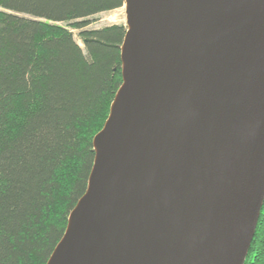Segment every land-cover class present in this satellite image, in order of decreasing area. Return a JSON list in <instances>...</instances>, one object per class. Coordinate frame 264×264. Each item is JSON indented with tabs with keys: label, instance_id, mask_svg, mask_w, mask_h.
Instances as JSON below:
<instances>
[{
	"label": "water",
	"instance_id": "water-1",
	"mask_svg": "<svg viewBox=\"0 0 264 264\" xmlns=\"http://www.w3.org/2000/svg\"><path fill=\"white\" fill-rule=\"evenodd\" d=\"M123 79L49 264H246L264 207V0H125Z\"/></svg>",
	"mask_w": 264,
	"mask_h": 264
},
{
	"label": "trees",
	"instance_id": "trees-1",
	"mask_svg": "<svg viewBox=\"0 0 264 264\" xmlns=\"http://www.w3.org/2000/svg\"><path fill=\"white\" fill-rule=\"evenodd\" d=\"M125 0H0V264H49L123 86ZM74 31H78V43ZM246 264H264V207Z\"/></svg>",
	"mask_w": 264,
	"mask_h": 264
},
{
	"label": "rangeland",
	"instance_id": "rangeland-1",
	"mask_svg": "<svg viewBox=\"0 0 264 264\" xmlns=\"http://www.w3.org/2000/svg\"><path fill=\"white\" fill-rule=\"evenodd\" d=\"M126 5L122 9L115 10L108 13H103L97 17H95L92 25L89 26V29H102L107 26L112 25H127V13H126ZM128 28V27H127ZM78 40V43L83 47L81 41L78 38V31L73 32ZM110 119V118H109ZM96 164V163H95ZM90 187V184H89Z\"/></svg>",
	"mask_w": 264,
	"mask_h": 264
},
{
	"label": "bare ground",
	"instance_id": "bare-ground-1",
	"mask_svg": "<svg viewBox=\"0 0 264 264\" xmlns=\"http://www.w3.org/2000/svg\"><path fill=\"white\" fill-rule=\"evenodd\" d=\"M126 8H127V6H126Z\"/></svg>",
	"mask_w": 264,
	"mask_h": 264
}]
</instances>
